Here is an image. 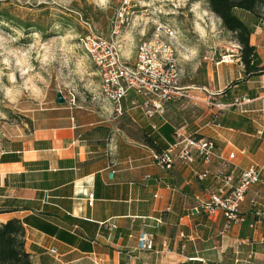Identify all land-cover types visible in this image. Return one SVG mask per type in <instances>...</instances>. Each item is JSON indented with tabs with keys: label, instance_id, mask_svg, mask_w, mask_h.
Segmentation results:
<instances>
[{
	"label": "crops",
	"instance_id": "crops-1",
	"mask_svg": "<svg viewBox=\"0 0 264 264\" xmlns=\"http://www.w3.org/2000/svg\"><path fill=\"white\" fill-rule=\"evenodd\" d=\"M259 26L250 43L264 65V14ZM211 38L221 57H215V46L202 57L203 82L184 81L188 70L180 67L177 95L151 119L145 114L153 110L150 102L129 94L120 117L99 101L58 115L53 109L46 123L34 121L28 134L12 142L5 152L18 161L0 164V187L3 199L29 210L0 214V223L28 219L24 248L32 264H264V184L245 194V223L225 230L222 213L204 208L217 190L215 178L224 173L220 162H176L166 172L152 161L156 151L144 138L147 132L161 148L175 141L176 131L210 139L218 154L233 156L236 174L259 167L264 178V74L243 81L240 47L227 32ZM226 88L228 96H221ZM217 105L230 107L218 112ZM253 202L259 207L251 208ZM46 225L66 240L44 232ZM140 233L152 237L151 251H135Z\"/></svg>",
	"mask_w": 264,
	"mask_h": 264
},
{
	"label": "rangeland",
	"instance_id": "rangeland-1",
	"mask_svg": "<svg viewBox=\"0 0 264 264\" xmlns=\"http://www.w3.org/2000/svg\"><path fill=\"white\" fill-rule=\"evenodd\" d=\"M116 19L124 21L117 43L128 61L158 25L172 28L186 82H203L202 59L214 46L221 57L209 38L226 32L202 0H0V158L34 121L46 123L53 109L66 112L72 98L84 108L100 101L99 79L80 40L109 37ZM58 93L67 103H55ZM1 173L0 166V185ZM3 197L0 187V204Z\"/></svg>",
	"mask_w": 264,
	"mask_h": 264
},
{
	"label": "built area",
	"instance_id": "built-area-1",
	"mask_svg": "<svg viewBox=\"0 0 264 264\" xmlns=\"http://www.w3.org/2000/svg\"><path fill=\"white\" fill-rule=\"evenodd\" d=\"M123 22L116 19L107 38L85 36L80 40V48L96 70L101 96L99 102L111 104L114 115L120 117L124 113L123 101L129 94H133L150 102L153 110L145 114L151 119L171 96L177 95L182 69L176 48V32L166 25H158L151 38L142 40L137 46L134 59L128 61L121 56L117 43ZM68 105L71 108L76 107L74 98ZM227 107L230 106L217 105L216 109L219 112ZM216 119L217 116L211 123H215ZM72 126L74 127V124ZM152 159L156 166L166 172L170 171L176 162L191 165L199 159L202 164L207 165L212 160H218L224 173L215 178L218 183L217 190L209 196L204 208L209 214L216 211L222 213L226 222L225 230L245 223V217L240 215V206L245 194L250 187L264 184L261 168L250 167L236 174L231 164L233 156L225 158L218 154L213 140L197 138L196 135H183L179 131L175 132V141L162 152L153 153ZM205 177L207 172L199 176L201 180ZM87 202V206L91 208L94 202L93 194L87 196ZM257 207L259 205L256 203L251 204V208ZM111 228L115 229V226L112 225ZM260 244L264 247V239L260 240ZM152 248V237L140 233L137 236L135 251L148 252ZM48 252L54 257L57 255L54 248H50Z\"/></svg>",
	"mask_w": 264,
	"mask_h": 264
},
{
	"label": "trees",
	"instance_id": "trees-1",
	"mask_svg": "<svg viewBox=\"0 0 264 264\" xmlns=\"http://www.w3.org/2000/svg\"><path fill=\"white\" fill-rule=\"evenodd\" d=\"M205 2L208 11H210L221 22L222 28L230 34L231 39L238 44L240 50L237 58L243 67V81L253 77H258L264 74V65H261L256 54L255 47L251 45L250 38L256 27L262 21V15L259 10L264 11V0H202ZM249 20H246V16ZM240 82H233L230 86H234ZM229 88H226L221 96L227 97ZM148 146L160 153L166 148H161L157 145L153 136L147 132L144 136ZM14 152H5L1 155V163H14L18 159ZM20 202L15 199L5 198L0 206L5 211L0 210V214L12 213L17 211L29 210L28 207H19ZM45 214V213H44ZM46 215V214H45ZM28 219L19 221L16 219L7 220L0 223V264H32L30 255L24 248L25 230L23 224H26ZM76 223H78L76 221ZM44 232L51 235H56L61 239L66 240V235L56 230L51 226L41 227ZM79 247L87 251L88 248L82 245Z\"/></svg>",
	"mask_w": 264,
	"mask_h": 264
},
{
	"label": "water",
	"instance_id": "water-1",
	"mask_svg": "<svg viewBox=\"0 0 264 264\" xmlns=\"http://www.w3.org/2000/svg\"><path fill=\"white\" fill-rule=\"evenodd\" d=\"M63 95H61L60 93H58L55 97V103L57 105H63L65 103L64 98L62 97Z\"/></svg>",
	"mask_w": 264,
	"mask_h": 264
},
{
	"label": "bare ground",
	"instance_id": "bare-ground-1",
	"mask_svg": "<svg viewBox=\"0 0 264 264\" xmlns=\"http://www.w3.org/2000/svg\"><path fill=\"white\" fill-rule=\"evenodd\" d=\"M226 60H228V59H226Z\"/></svg>",
	"mask_w": 264,
	"mask_h": 264
}]
</instances>
